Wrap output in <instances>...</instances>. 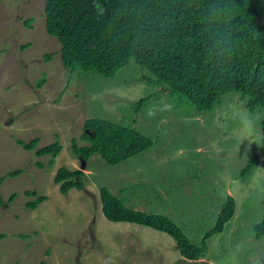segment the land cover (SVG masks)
<instances>
[{
  "label": "rangeland",
  "instance_id": "1",
  "mask_svg": "<svg viewBox=\"0 0 264 264\" xmlns=\"http://www.w3.org/2000/svg\"><path fill=\"white\" fill-rule=\"evenodd\" d=\"M45 6L46 0H0V176H6L0 264H264V235L257 238L255 229L264 219V171H258L264 156L242 175L263 152L264 111H252L236 92L213 110L192 111L152 84L134 59L113 78L71 72L61 42L47 32ZM245 117L253 122L247 137L239 134ZM91 118L134 127L154 145L115 165L101 155L85 161L73 152V138L89 144L81 135ZM35 137L37 148L62 142L53 165L51 155L38 156L17 141ZM61 166L84 169V188L63 194L54 181ZM18 169L22 174L8 175ZM103 187L130 207L171 217L196 244L216 225L229 195L236 211L208 240L207 254L190 260L165 232L109 220ZM39 196L47 199L27 206Z\"/></svg>",
  "mask_w": 264,
  "mask_h": 264
},
{
  "label": "trees",
  "instance_id": "2",
  "mask_svg": "<svg viewBox=\"0 0 264 264\" xmlns=\"http://www.w3.org/2000/svg\"><path fill=\"white\" fill-rule=\"evenodd\" d=\"M45 16L47 32L61 42L62 63L71 72L97 71L113 78L134 59L149 72L152 84L165 88L187 109L201 113L213 110L223 96L236 92L248 99L252 111H264V0H46ZM32 21L30 18L26 24L31 27ZM45 57L50 61L53 54ZM262 122L264 126V118ZM81 138L89 144L80 145L73 138L76 155L85 161L101 155L111 165L154 145L134 127L98 118L85 121ZM17 141L26 150H36L38 156L51 155L50 165L63 151L59 139L39 148V137ZM262 156L264 149L242 175L250 173ZM22 172L18 169L8 175ZM85 175L84 169L61 166L54 181L67 194L73 188H84ZM5 177L0 176V184ZM16 196L13 193L10 200ZM46 199L39 196L27 206L35 209ZM101 200L109 220L165 232L190 260L207 254L208 240L224 231L236 211V200L229 195L216 225L196 244L171 217L130 207L107 187L101 190ZM255 229L257 238L264 235V219Z\"/></svg>",
  "mask_w": 264,
  "mask_h": 264
},
{
  "label": "clouds",
  "instance_id": "3",
  "mask_svg": "<svg viewBox=\"0 0 264 264\" xmlns=\"http://www.w3.org/2000/svg\"><path fill=\"white\" fill-rule=\"evenodd\" d=\"M244 127L240 131V135L244 136H251L252 128H253V122L248 119L247 117L243 120ZM258 171H264V167H258Z\"/></svg>",
  "mask_w": 264,
  "mask_h": 264
}]
</instances>
